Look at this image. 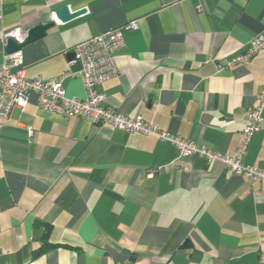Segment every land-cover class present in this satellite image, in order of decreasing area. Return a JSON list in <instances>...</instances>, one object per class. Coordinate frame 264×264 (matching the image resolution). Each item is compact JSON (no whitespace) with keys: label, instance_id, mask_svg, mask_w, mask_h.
<instances>
[{"label":"crops","instance_id":"obj_1","mask_svg":"<svg viewBox=\"0 0 264 264\" xmlns=\"http://www.w3.org/2000/svg\"><path fill=\"white\" fill-rule=\"evenodd\" d=\"M64 5L85 12L57 20ZM134 19L116 51L119 73L96 86L104 104L234 154L264 84V49L219 64L264 32V0H0V63L4 31L56 20L22 47L23 67L47 80L75 72L66 95L86 99L81 64L71 63L77 44ZM244 163L264 170V122ZM263 260L264 180L151 134L45 110L35 92L2 119L0 264Z\"/></svg>","mask_w":264,"mask_h":264},{"label":"built area","instance_id":"obj_2","mask_svg":"<svg viewBox=\"0 0 264 264\" xmlns=\"http://www.w3.org/2000/svg\"><path fill=\"white\" fill-rule=\"evenodd\" d=\"M138 27L139 22L134 19L77 44L75 57L71 63L81 64L80 74L88 93L86 99L70 98L66 95L63 82L67 76L75 75V72L68 71L59 78L50 80L44 79L41 75L28 77L23 67L22 50L6 51L9 38H14L17 44H21L26 40L28 30L17 27L4 31L2 35L4 54L0 63V128L2 119L10 116L14 108L24 109L29 102L30 94L35 92L38 95V105L45 110L66 117L89 118L95 123L108 124L128 132L151 134L175 145L182 156H197L207 162H220L233 173L246 176L251 181L264 179L263 169L244 163L252 137L262 128L264 122V84L256 96V105L247 108V123L242 130L240 145L234 154L218 151L206 144L164 130L141 114L134 116L122 114L104 104L105 95L98 92L96 86L119 73L116 51L125 45V30ZM261 49H264V32L254 36L245 50L231 58L222 59L219 66L223 69L230 64L247 62ZM30 132L32 133L31 130ZM261 264H264V260Z\"/></svg>","mask_w":264,"mask_h":264},{"label":"water","instance_id":"obj_3","mask_svg":"<svg viewBox=\"0 0 264 264\" xmlns=\"http://www.w3.org/2000/svg\"><path fill=\"white\" fill-rule=\"evenodd\" d=\"M83 12H85L84 8L79 9V10H72L70 6L64 5V6L59 7L55 11V17L57 20L68 21L70 19H73L79 16ZM55 23H56V20H53L51 22H48L45 24H38L30 28L28 31V36L26 40L21 44H17L14 38H9L8 45L6 47L7 52H13L16 50H20L26 44L43 37L46 34V31L50 27L54 26ZM72 54L74 55L75 52H73Z\"/></svg>","mask_w":264,"mask_h":264},{"label":"trees","instance_id":"obj_4","mask_svg":"<svg viewBox=\"0 0 264 264\" xmlns=\"http://www.w3.org/2000/svg\"><path fill=\"white\" fill-rule=\"evenodd\" d=\"M45 247H46V246H44L41 250H45Z\"/></svg>","mask_w":264,"mask_h":264},{"label":"rangeland","instance_id":"obj_5","mask_svg":"<svg viewBox=\"0 0 264 264\" xmlns=\"http://www.w3.org/2000/svg\"><path fill=\"white\" fill-rule=\"evenodd\" d=\"M258 180H264V179H258ZM255 181V180H254Z\"/></svg>","mask_w":264,"mask_h":264}]
</instances>
